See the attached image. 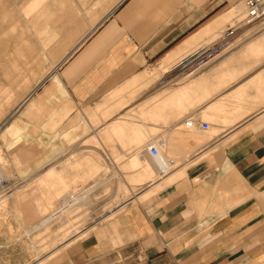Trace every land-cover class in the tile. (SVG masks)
<instances>
[{"label": "rangeland", "instance_id": "1", "mask_svg": "<svg viewBox=\"0 0 264 264\" xmlns=\"http://www.w3.org/2000/svg\"><path fill=\"white\" fill-rule=\"evenodd\" d=\"M38 5L0 0V159L5 175L0 179L6 180L0 195L7 193L0 200V264L61 263L72 243L113 218L141 183L170 174L197 145L225 133L250 105L264 103V22L242 26L229 40L221 38L229 24L244 16L243 2H237L203 30L210 37L196 45L214 48V58L185 77L171 72L161 80L153 69L157 88L163 81L162 91H114L78 104L59 90L24 115L31 95L45 88L41 84L63 61L56 55L57 44L32 41ZM171 98L183 100L184 118L194 111L210 128H189L184 121L170 130V123L160 124L161 111L175 114L176 107L166 105ZM64 107L71 111L61 117ZM176 110L181 116V107ZM16 117L20 129L3 136ZM149 145H156L158 153L151 156ZM16 155L25 160L10 161Z\"/></svg>", "mask_w": 264, "mask_h": 264}, {"label": "crops", "instance_id": "2", "mask_svg": "<svg viewBox=\"0 0 264 264\" xmlns=\"http://www.w3.org/2000/svg\"><path fill=\"white\" fill-rule=\"evenodd\" d=\"M237 2L242 0H34L40 4L32 14V41L57 44L63 61L22 113L31 114L59 90L78 104L114 91H162L153 69L161 80L171 72L185 77L214 58V48L196 45ZM234 10L241 14L240 7ZM185 58L193 59L182 63ZM166 105L181 107V116L176 109L159 114L158 122L170 123V130L199 116L193 111L184 118L183 100ZM70 111L64 107L59 115ZM20 121L6 125L3 136L16 134ZM18 157L10 161L25 160ZM141 184L113 218L73 242L58 264H264V103L250 105L225 133L197 145L170 174Z\"/></svg>", "mask_w": 264, "mask_h": 264}, {"label": "built area", "instance_id": "3", "mask_svg": "<svg viewBox=\"0 0 264 264\" xmlns=\"http://www.w3.org/2000/svg\"><path fill=\"white\" fill-rule=\"evenodd\" d=\"M242 2L244 5V16L241 20L237 19L234 24L228 26V28L222 32L221 38L223 40H229L232 38L238 28L242 25L264 22V0H242ZM185 125L189 128H197L206 131L210 128L211 123L200 116H191L186 119ZM148 153L151 154V156L157 154L158 148L156 145H149ZM5 184L6 180L0 179V187L5 186ZM4 189L5 187H2V189L0 188V191Z\"/></svg>", "mask_w": 264, "mask_h": 264}, {"label": "bare ground", "instance_id": "4", "mask_svg": "<svg viewBox=\"0 0 264 264\" xmlns=\"http://www.w3.org/2000/svg\"><path fill=\"white\" fill-rule=\"evenodd\" d=\"M224 40H226V39H224ZM203 48H204V47L200 48L199 50L202 51ZM199 50H198V51H199ZM201 54H202V53H201ZM189 57H190V56H189ZM211 58H212V57H211ZM188 59H189V58H188ZM188 59L185 58V59L182 61V63H185ZM192 59H193V58H190L189 61L192 60ZM197 59H198V58H197ZM186 63H187V62H186ZM196 63H197V62H196ZM259 116H260V115H259ZM257 117H258V116H257ZM183 124L185 125V122H184ZM185 126H186V125H185ZM3 164H4L3 161L0 159V176H5V175H4V166H3ZM6 194H7V193H6ZM6 194H3V195L1 194V195H0V200H1V198H3ZM54 215H55V214H54Z\"/></svg>", "mask_w": 264, "mask_h": 264}]
</instances>
